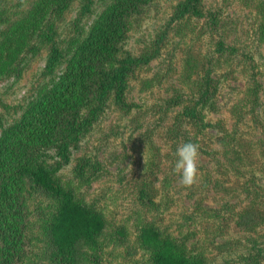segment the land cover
Masks as SVG:
<instances>
[{
    "label": "rangeland",
    "instance_id": "obj_1",
    "mask_svg": "<svg viewBox=\"0 0 264 264\" xmlns=\"http://www.w3.org/2000/svg\"><path fill=\"white\" fill-rule=\"evenodd\" d=\"M25 1L0 0V6L16 10ZM33 1L28 0L23 8H29ZM179 1L159 0L160 9L129 36L133 53L140 54ZM204 3L208 9L221 10L222 24L226 25L219 33L210 40L199 38L193 42L201 34L200 23L189 37L171 34L167 49L140 68L139 77L131 81L125 94L129 109L110 102L90 132L71 133L70 141L64 144L57 139L34 157L38 164L47 163L63 180L76 184L88 202L94 203L116 226L128 227L132 241L118 248L110 243L106 264H133L129 255L135 253L132 242L136 226L145 220L176 238L186 237L188 249L202 248L210 264H245L247 258V264H253L250 255L264 264V258L258 254L260 250L264 256V44L255 35V13L238 0ZM78 6L79 3L73 4L61 19H56V44L45 42L38 54L27 56L21 76L10 74L0 81V139L21 119L26 106L40 99L45 86L54 85L63 75L70 59L68 53L52 74L47 71L52 45L68 52L73 38H84L80 26L87 24L88 29L95 19V15H85L79 20ZM99 12L100 9L95 13ZM9 24L0 25V40ZM217 38L224 39L237 53L225 55L221 65L214 67L219 70L213 75L221 80V93L217 110L204 111L212 126L200 134L193 125L182 121L183 133L179 137L177 123L193 97L192 87L184 78L188 59L185 54L193 48V58L200 68L207 69V60L215 55ZM38 42L43 43L41 37ZM193 79L199 80L196 75ZM256 89L257 106L253 103ZM180 94L184 95L180 99L188 100L186 103L180 99L175 102ZM225 135L229 148L241 152L242 162L234 152L225 156ZM194 139L199 145L197 182L184 187L174 172L176 150L183 142ZM151 146L157 151H151ZM233 159L238 171L231 165ZM99 166L101 169L92 178L87 177L86 183L78 180L79 173L88 175ZM248 210L257 212L258 224L252 229L239 226L240 216ZM205 222L210 224L209 239L205 238ZM144 256L139 251L134 260L140 261L135 264H146L148 258Z\"/></svg>",
    "mask_w": 264,
    "mask_h": 264
},
{
    "label": "trees",
    "instance_id": "obj_2",
    "mask_svg": "<svg viewBox=\"0 0 264 264\" xmlns=\"http://www.w3.org/2000/svg\"><path fill=\"white\" fill-rule=\"evenodd\" d=\"M238 1L255 13V35L264 44V0ZM27 2L19 3L16 10L0 6V25L10 23L0 40V81L10 74L21 76L27 56L38 54L45 42L56 44L55 23L73 4L79 3V20L85 15H95V19L88 29L87 24L80 26L84 38H73L68 52L52 45L47 71L52 74L68 53L70 59L63 75L54 85L45 86L40 99L29 103L21 119L0 139V264H106L110 243L118 248L132 241L128 227L116 226L94 203L88 202L76 184L63 180L47 163L38 164L34 157L57 139L64 144L70 141L71 133L90 132L110 102L128 108L125 94L131 81L139 77L140 68L158 59L162 50L167 49L171 34L189 37L203 23L201 34L192 41L210 40L226 24H222L221 10L208 9L204 0H181L136 55L129 47V36L160 9L159 0H34L25 9ZM39 37L43 43L38 42ZM215 42V55L207 60V69L200 68L193 58V48H188L185 54L188 59L184 78L189 81L194 98L177 123L179 137L183 133L182 121L193 125L200 134L212 126L204 111L217 110L221 93V80L213 75L219 70L214 67L221 65L225 55L237 53L224 39L217 38ZM195 75L199 80L193 79ZM258 92L259 89L254 92L256 106ZM182 97L177 96L175 102ZM227 138L225 135L222 139L225 156L234 152L242 162L241 152L231 150ZM188 141L198 143L195 139ZM151 151L157 149L151 146ZM236 159L230 160L233 169ZM100 169L99 166L88 175L81 172L78 180L86 183V178H92ZM149 172L152 175L153 170ZM255 213L248 210L242 214L239 226L252 229L257 225ZM209 225L205 222L203 226L207 239L211 233ZM136 229L132 242L135 253L130 252V263L140 261L134 257L141 251L148 258L146 264H210L202 248L188 249L186 237L176 238L146 220L138 223ZM258 254L264 258L262 251ZM250 257L253 264H260L258 257ZM248 262L247 258L245 264Z\"/></svg>",
    "mask_w": 264,
    "mask_h": 264
},
{
    "label": "clouds",
    "instance_id": "obj_3",
    "mask_svg": "<svg viewBox=\"0 0 264 264\" xmlns=\"http://www.w3.org/2000/svg\"><path fill=\"white\" fill-rule=\"evenodd\" d=\"M176 156L174 172L180 177L179 183L184 187H192L198 177L199 145L183 142L178 146Z\"/></svg>",
    "mask_w": 264,
    "mask_h": 264
}]
</instances>
